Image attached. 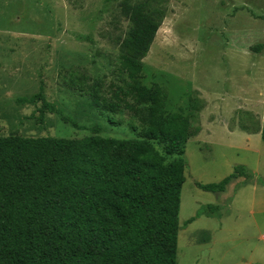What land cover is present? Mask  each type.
<instances>
[{
    "label": "rangeland",
    "instance_id": "374dc122",
    "mask_svg": "<svg viewBox=\"0 0 264 264\" xmlns=\"http://www.w3.org/2000/svg\"><path fill=\"white\" fill-rule=\"evenodd\" d=\"M120 0H0V135L135 137L141 123L113 101L124 83L110 37L123 32ZM166 13L140 80L167 107L197 100L199 132L185 144L176 264H264V0H164ZM262 44L256 52L252 46ZM43 87L77 124L20 102ZM253 173L217 183L235 166ZM208 205H211L210 208ZM193 220L184 224V222Z\"/></svg>",
    "mask_w": 264,
    "mask_h": 264
},
{
    "label": "trees",
    "instance_id": "16d2710c",
    "mask_svg": "<svg viewBox=\"0 0 264 264\" xmlns=\"http://www.w3.org/2000/svg\"><path fill=\"white\" fill-rule=\"evenodd\" d=\"M118 5L127 26L110 40L124 83L116 103L98 91L94 103L104 101L111 112L121 103L141 128L129 138L102 136L99 124L81 137L0 135V264H176L184 149L200 130V103L169 109L167 92L140 80L165 1ZM252 48L259 52L262 44ZM18 100H39L77 126L46 100L42 85ZM260 136L264 142V112ZM240 176L253 180L238 165L220 182L197 186L217 192Z\"/></svg>",
    "mask_w": 264,
    "mask_h": 264
}]
</instances>
